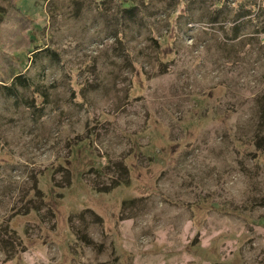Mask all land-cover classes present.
Masks as SVG:
<instances>
[{"label": "rangeland", "instance_id": "374dc122", "mask_svg": "<svg viewBox=\"0 0 264 264\" xmlns=\"http://www.w3.org/2000/svg\"><path fill=\"white\" fill-rule=\"evenodd\" d=\"M0 264H264V0H0Z\"/></svg>", "mask_w": 264, "mask_h": 264}, {"label": "trees", "instance_id": "16d2710c", "mask_svg": "<svg viewBox=\"0 0 264 264\" xmlns=\"http://www.w3.org/2000/svg\"><path fill=\"white\" fill-rule=\"evenodd\" d=\"M17 241H19V240L17 239Z\"/></svg>", "mask_w": 264, "mask_h": 264}]
</instances>
